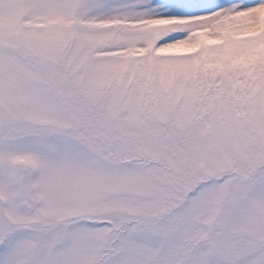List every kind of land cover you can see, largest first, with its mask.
Segmentation results:
<instances>
[{"label":"snow or ice","instance_id":"6c2138e0","mask_svg":"<svg viewBox=\"0 0 264 264\" xmlns=\"http://www.w3.org/2000/svg\"><path fill=\"white\" fill-rule=\"evenodd\" d=\"M0 0V264H264V0Z\"/></svg>","mask_w":264,"mask_h":264},{"label":"rangeland","instance_id":"374dc122","mask_svg":"<svg viewBox=\"0 0 264 264\" xmlns=\"http://www.w3.org/2000/svg\"><path fill=\"white\" fill-rule=\"evenodd\" d=\"M177 0H152L153 4H161L167 7L169 4L175 3ZM184 2L197 3L201 5L196 11L191 14H200L201 12L214 11L218 7H225L235 3H243L244 6H249L259 3L260 0H184Z\"/></svg>","mask_w":264,"mask_h":264}]
</instances>
